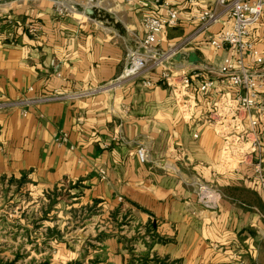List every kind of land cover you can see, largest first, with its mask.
Here are the masks:
<instances>
[{
	"label": "crops",
	"instance_id": "1",
	"mask_svg": "<svg viewBox=\"0 0 264 264\" xmlns=\"http://www.w3.org/2000/svg\"><path fill=\"white\" fill-rule=\"evenodd\" d=\"M113 1L81 6L74 0H0V102L110 86L89 97L27 106L26 116L18 107L0 111V182L23 179L22 190L53 199L32 221L40 237L30 244L51 250L46 257L37 255L39 264H153L154 258L174 264H264L258 182L250 167L235 171L233 159L225 157L238 152L237 135L246 121L231 119L227 109L209 123L218 97L197 92L200 76L192 77L196 107L186 117L159 83V69L142 78L153 82L150 88L141 78L116 84L130 54L142 52V20L152 3L124 4V30L99 28L98 11ZM163 1L179 10L180 20L161 35V52L190 35L193 18L214 4ZM56 7L65 14H56ZM85 8L94 9L95 17L85 16ZM155 13L164 11L157 7ZM228 26L220 23L208 35ZM251 40L264 55V24L252 30ZM229 53L200 38L179 59L164 63L172 72L195 69L205 78H218ZM190 54L197 56L196 63L188 62ZM63 134L66 141L60 142ZM139 148L144 163L137 157ZM199 184L221 193L216 209L198 202ZM53 213L58 221L77 220L78 232L63 235L65 224L47 223ZM54 231L57 237L50 236ZM100 235L106 237L96 241Z\"/></svg>",
	"mask_w": 264,
	"mask_h": 264
},
{
	"label": "built area",
	"instance_id": "2",
	"mask_svg": "<svg viewBox=\"0 0 264 264\" xmlns=\"http://www.w3.org/2000/svg\"><path fill=\"white\" fill-rule=\"evenodd\" d=\"M96 0H87V4H94ZM129 5L147 0H120ZM152 3L142 20L144 37L141 43L142 52H132L129 56L123 74L116 80V84L127 80H138L159 69L158 81L165 86L176 100L182 116H190L196 107V102L191 95L192 77L200 76L203 79L198 84L197 92L212 91L218 100L214 103L215 111L209 116L208 122H216L219 112L228 109L231 119L246 121V128L237 135L238 152L234 155L225 153L226 159H233L234 170L241 167H250L256 178L264 203V55L261 54L251 40L252 30L259 24H264V0H214L211 8L202 10L193 19L196 28L193 32L161 52V35L169 29L178 26L180 12L163 0H149ZM157 7L164 11L163 15L155 13ZM56 14H65L60 7L55 8ZM220 23L229 24L227 28L208 35L214 26ZM2 23L0 21V29ZM29 33H35V28H28ZM206 38L210 47L216 51L230 50L228 56L222 58L219 65L218 78H205L198 70L186 72H172L166 60H173L187 48L194 45L198 39ZM141 85L146 88L154 84L149 80H142ZM115 86L113 84L111 87ZM221 87L227 88V94L220 91ZM110 89V86H100L80 94L64 95L49 94L33 99H22L17 102H0V111L9 108H22V116H26L25 108L34 104H44L72 100L75 98L89 97ZM32 92V88H29ZM232 92L233 95L229 93ZM230 103L231 105H229ZM230 106V107H228ZM196 138V135L193 136ZM66 141L62 135L60 142ZM141 163L145 162V152L142 148L137 151ZM229 157V158H228ZM100 178H105L104 171H100ZM198 202L205 209L214 210L222 199L221 193L210 186L199 184L196 187ZM234 264H245L236 261Z\"/></svg>",
	"mask_w": 264,
	"mask_h": 264
},
{
	"label": "rangeland",
	"instance_id": "3",
	"mask_svg": "<svg viewBox=\"0 0 264 264\" xmlns=\"http://www.w3.org/2000/svg\"><path fill=\"white\" fill-rule=\"evenodd\" d=\"M74 1L80 3L81 6H84V3L87 2V0ZM118 1L114 0L113 4L110 5L104 4L102 10L98 11L96 21L100 23L98 22L96 24L99 28L123 29L120 21L124 19L125 8L124 4ZM81 20L83 21L84 19ZM21 188H16L10 184H5V186L0 184V264H39L37 255L41 252L46 257L51 251L48 247L46 249L49 251L46 250L43 245L38 247L35 244H30V241L35 243L36 237H40L37 231L39 227L33 224L39 216V209L44 211L42 209L44 207L47 212L53 199L50 202L46 197H42L43 195H30L28 191L25 189L22 190ZM43 199L47 201L44 205H42L44 202ZM56 215V213L49 214L46 217L47 223L51 225L57 223L58 218ZM74 216L72 214L71 218ZM79 218L82 217L79 216ZM75 221H58L65 224L63 225L65 227L63 235L66 234V230H68V236H74L78 232V224L73 225ZM30 223L33 224L32 227H30ZM24 227H30L31 229L30 231H25L23 229ZM25 236L27 237L25 238ZM50 236L57 237L56 232L54 231ZM42 248H44L43 251Z\"/></svg>",
	"mask_w": 264,
	"mask_h": 264
},
{
	"label": "trees",
	"instance_id": "4",
	"mask_svg": "<svg viewBox=\"0 0 264 264\" xmlns=\"http://www.w3.org/2000/svg\"><path fill=\"white\" fill-rule=\"evenodd\" d=\"M25 183V180L21 179L20 181H14V180H9L6 184H10L15 186L16 188H21L22 185ZM0 184H2V182H0ZM105 235H100L96 238V241H102L103 238H105ZM41 264H48L47 262L41 263ZM153 264H174L169 262L167 259L164 260H160V259H153Z\"/></svg>",
	"mask_w": 264,
	"mask_h": 264
},
{
	"label": "water",
	"instance_id": "5",
	"mask_svg": "<svg viewBox=\"0 0 264 264\" xmlns=\"http://www.w3.org/2000/svg\"><path fill=\"white\" fill-rule=\"evenodd\" d=\"M83 14H84L85 16L90 17V18H94V17H95V10L92 9V8H85V9L83 10ZM179 58H180V56L177 57L176 59H179ZM197 60H198V58H197V56H196L195 54H190V56L188 57V62H189L190 64H194V63H196Z\"/></svg>",
	"mask_w": 264,
	"mask_h": 264
}]
</instances>
